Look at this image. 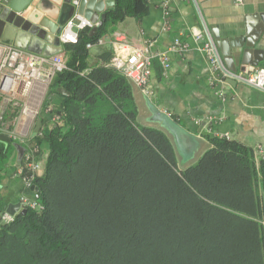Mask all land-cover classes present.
Returning a JSON list of instances; mask_svg holds the SVG:
<instances>
[{
	"label": "trees",
	"instance_id": "1",
	"mask_svg": "<svg viewBox=\"0 0 264 264\" xmlns=\"http://www.w3.org/2000/svg\"><path fill=\"white\" fill-rule=\"evenodd\" d=\"M147 12L148 0H116L95 35L63 44L71 69L51 86L66 93L35 181L42 207L0 221V264H264V150L212 137L182 168L167 134L138 123L130 79L89 68L88 43ZM15 150L0 140L1 212Z\"/></svg>",
	"mask_w": 264,
	"mask_h": 264
},
{
	"label": "crops",
	"instance_id": "2",
	"mask_svg": "<svg viewBox=\"0 0 264 264\" xmlns=\"http://www.w3.org/2000/svg\"><path fill=\"white\" fill-rule=\"evenodd\" d=\"M71 14V8L63 12L58 8L55 23L64 27ZM75 14L78 12L73 16ZM261 17H264V0H148V12L144 16H127L111 27L105 35V43L89 48V68L110 64L113 46L108 38L115 31L125 33L135 46L143 45L146 39L156 40L155 50L170 56L171 67L165 72L160 61L155 59L151 77L157 90L154 99H149L137 86L138 116L145 126L167 127L181 152L183 146L184 164L195 157L203 141L210 143L209 139L217 137L216 134H227L255 148L261 155L260 149L264 150V90L241 79L246 71L252 72V65L243 64L238 48L232 49L234 62L225 42V38L244 32L247 23L263 24ZM198 34H203V38L198 39ZM177 37L182 39L184 49L174 47ZM207 42L215 48L219 69L205 51ZM255 48L256 70L264 67V27ZM59 88L54 91L51 87L47 98L52 112L45 109L40 112L39 138H33L37 119L31 139H14L16 150L1 180V205H6L5 211L10 203L20 202L22 196L32 197V189L25 186L21 172L26 169L25 155L33 144L40 146L37 158L43 162L45 170L49 153L45 135L53 123L54 110L63 101ZM20 121L21 125L26 123L23 119Z\"/></svg>",
	"mask_w": 264,
	"mask_h": 264
},
{
	"label": "built area",
	"instance_id": "3",
	"mask_svg": "<svg viewBox=\"0 0 264 264\" xmlns=\"http://www.w3.org/2000/svg\"><path fill=\"white\" fill-rule=\"evenodd\" d=\"M97 26H99L98 22H94L84 15L75 14L66 22L59 34L61 45L78 43L81 31L92 30ZM197 38H203V34H198ZM106 41L105 36L101 37L95 43H88L87 48H91L95 44H103ZM108 42L113 46V56L109 65L132 80L149 99H154L157 90L151 79L153 63L155 59H158L166 72L171 67L170 56L155 50L156 40L146 39L143 45L135 46L121 31L113 32L112 36L108 38ZM174 47L184 49L185 46L180 37L175 39ZM205 51L216 69H219L214 46L207 42ZM69 69L71 68L63 52L45 55L0 40V133L8 134L11 139H16L18 134L22 136L20 139H31V126L39 119L41 110L51 111L47 98L56 75ZM87 72L88 70L83 71L81 75H85ZM241 79L251 86L264 90V67L244 73L241 75ZM9 108L11 116L14 118V125L21 123L22 119L26 121L22 125L20 133L11 125L6 126L5 119ZM61 121V115L54 113L53 122L61 123ZM216 136L230 138L227 134H216ZM260 152L263 150L260 149ZM39 153L40 146L33 144L25 155L26 169L21 173L25 186L32 189V197H21L20 202L23 208L40 209L42 207L39 190L34 188L36 179L44 172L43 162L37 158ZM15 215L4 211L1 221L10 223L14 221Z\"/></svg>",
	"mask_w": 264,
	"mask_h": 264
},
{
	"label": "water",
	"instance_id": "4",
	"mask_svg": "<svg viewBox=\"0 0 264 264\" xmlns=\"http://www.w3.org/2000/svg\"><path fill=\"white\" fill-rule=\"evenodd\" d=\"M116 4V0H3L0 3V40L13 44L17 47L28 49L37 53L45 55H53L63 51L59 34L61 33L63 26L59 23H55V12L57 9H61L62 12L71 8L72 14L75 11L80 15H84L88 19L94 22H98L99 26L106 21L107 12H104L106 8H111ZM257 18V17H255ZM263 24L252 25L247 23L244 32H241L235 37L225 38L229 46V55L233 59V48H238L242 55L243 64L252 65L254 71L258 62L254 63V60H258L256 53V42L259 40L261 30L264 27ZM94 27L90 34L93 36L96 34L98 27ZM234 60V59H233ZM235 62V60H234ZM233 70H236L235 67ZM250 72L249 70L246 73ZM133 91L137 105L139 106L137 96V85L132 81ZM63 93L66 91L63 88H59ZM137 121H141L139 116ZM142 125H145L141 121ZM150 126V125H148ZM42 127V121L39 118L37 126L35 128L34 136H37ZM167 134L171 142L174 145L176 154L178 157L179 165L183 168L194 162H196L200 156L208 149L211 144L203 141L202 146L195 157L188 163H183V152L178 148L175 136L164 125H153ZM0 140L10 142L12 139L6 134H0ZM183 154V155H182ZM35 190H39L38 186H34ZM7 211L10 214H25L26 208L22 207L21 202L10 203L7 207ZM0 211V221L1 214Z\"/></svg>",
	"mask_w": 264,
	"mask_h": 264
},
{
	"label": "rangeland",
	"instance_id": "5",
	"mask_svg": "<svg viewBox=\"0 0 264 264\" xmlns=\"http://www.w3.org/2000/svg\"><path fill=\"white\" fill-rule=\"evenodd\" d=\"M50 92H51V88H50V90H49V94H50ZM49 94H48V95H49ZM5 108H6V106H5ZM12 112H13V110H12ZM5 121H6V126L11 125L12 128H15V129L17 130V132L20 133V130H21L22 125H21V124H18V123H16V124L14 125V118L11 116V110H10V108H9L8 111H7ZM138 123H139V124H142L141 121H139ZM34 126H35V124H33V125L31 126V129H30L31 132H33V129H34L33 127H34ZM28 136H29V134H28ZM20 137H22L21 134H18L17 137H16V139L19 140ZM179 141H180V144L182 145L181 140H179ZM181 149H182V151L184 152L183 146H181Z\"/></svg>",
	"mask_w": 264,
	"mask_h": 264
}]
</instances>
